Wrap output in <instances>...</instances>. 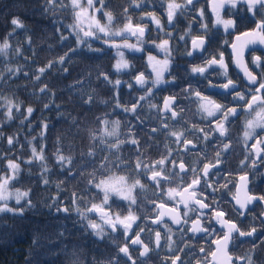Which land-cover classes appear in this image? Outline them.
<instances>
[{
  "label": "flooded vegetation",
  "instance_id": "flooded-vegetation-1",
  "mask_svg": "<svg viewBox=\"0 0 264 264\" xmlns=\"http://www.w3.org/2000/svg\"><path fill=\"white\" fill-rule=\"evenodd\" d=\"M209 1L193 0L192 4L178 9L171 22L167 18L170 0L164 1L161 5L149 3L143 7V11L137 15L135 21H131L132 26L144 28L145 34L140 37L126 31L127 37H123L130 41L126 44L134 45L135 48L115 44L119 38H114L109 40L108 45H101L98 49L110 50L116 64L120 61L122 53L123 59L128 64L127 68L120 70L114 68L113 65L114 75L111 80L114 87L113 103L126 116L128 125L126 141L138 140L140 151L138 154L137 145L126 142V149L129 153L126 152L123 155L126 158L123 163L121 161L117 163L121 170L114 171L93 182L94 193L88 206L82 211L88 219L81 216L91 231L92 229L88 227L90 221L102 227L105 238L113 243L116 252H118V246H123L125 243L122 227L117 224L116 231H112L111 227L104 222L100 212L87 211L92 204L101 205L103 201V193L94 187V183L114 176H124L127 183L131 185L136 179H139L143 188L137 187L132 192L136 203L131 205V212L136 220L132 223L128 236L134 238L135 234L139 233L141 240L148 245L150 250L142 257L139 254L143 250L142 246H130L129 251L137 264H171V261L177 256L180 257L183 264H219V257L214 260L211 255L215 251L213 240L226 232L227 226L217 222L216 211H223L225 215L221 220L235 223L242 231H250L253 227L257 229L253 237H239L238 234H233L235 238L229 243L228 253L232 256L234 264H247L246 260H237L236 258L248 255H251L254 264H264V243H261L264 241V200H253L244 209H240L236 202L237 197L243 200L246 196H264V152L257 154L252 148L255 143L254 139L246 142L244 140V123L247 119L252 118L243 107H239L243 106L244 102L233 101L235 92L229 95L228 90L221 87L227 83V79H231L237 85L236 91L245 92L246 97L250 99L247 90L255 86L248 84L243 68L236 63L237 56L234 50V54H232L230 47L235 36L252 31L255 28V23L252 21L259 20L261 17L259 15L253 17L252 13L247 12L242 5L235 8L226 6L225 9L220 10V16L225 20L230 17L236 22V26L225 30L222 24L216 23V15L211 10ZM175 2L181 5L185 4V0H175ZM97 8L104 15L99 3ZM149 13L160 21L159 27L148 15ZM104 18L108 21L107 17ZM111 26L120 27L114 19L109 27ZM193 40H203L204 44L202 47L194 48ZM164 41L168 42L167 45H164ZM221 54H223L224 63L227 65V77L222 74L218 63L216 65L209 64L212 59L219 61ZM149 57L154 59L150 61ZM255 57H260L262 67H264V45H250L243 50L242 55L244 65L260 80L262 68H257L252 63ZM166 59L168 67L163 72L164 83L153 86V81L156 78L153 67H160L157 62L162 63ZM194 68H204V72H194ZM141 74L145 80L143 86L136 80V77ZM117 80L121 82L119 85L115 84ZM147 89H151V94L146 91ZM196 91L200 92L201 97H207L226 108L238 107V117H230L231 123L225 125L228 129L226 138L219 137L218 132L211 131L217 127L216 118H203L206 114L199 111L200 102L195 95ZM141 97L146 98L141 99ZM169 97H174V102L171 110L164 111V101ZM134 104L137 105L136 112L125 111V109H131ZM172 111L177 113L175 118H172ZM162 122L167 124L168 128H163ZM154 128L157 129L156 132L152 131ZM197 129H203V131H197ZM170 132L185 134L184 139L192 142L188 145L187 151L184 149L183 140L177 144L176 138L168 134ZM259 132L260 129H257V133ZM205 133H208V141L204 140ZM221 141L224 144H229L230 149L222 153L220 163L217 164L216 152L222 148ZM169 150L172 154L168 159L174 160L175 166L166 161L165 174L176 172L179 173L178 177H169V180L161 181L157 186L150 179L151 172L137 175L135 163L138 155L151 167L152 162L167 155ZM181 162L185 166L183 172L179 168ZM206 164L210 166L207 180L211 187L201 191L204 182L202 169ZM211 165L216 166L211 167ZM192 168H196L201 177V186H197V198L209 205L208 208L199 211L186 209L180 202L179 195L174 194L171 199L168 195L169 189L182 192L191 183L194 178ZM156 170L159 171V168ZM241 176H246L247 179L242 181ZM160 204H164L165 207H157ZM129 205V201L113 196L110 197L104 210L115 222L117 214L121 219L128 216ZM174 208L177 212L171 215L178 214L180 224L173 223L171 215L161 218L163 224L152 222L160 212H168ZM189 208H199V206L190 201ZM185 212L188 213L187 217L184 216ZM193 221L202 228L216 229L217 231L209 234L193 233L190 230ZM168 228L171 229V232L167 231ZM156 231L161 233L159 247L155 243ZM94 237L101 239L96 235ZM113 238H115V242H113ZM127 242L130 244V240ZM186 245H190V247ZM254 245L255 249L253 250ZM201 248L204 249L203 252L200 251ZM180 261H177V264H180ZM119 264H126V260L121 258ZM127 264H131V262H127Z\"/></svg>",
  "mask_w": 264,
  "mask_h": 264
},
{
  "label": "trees",
  "instance_id": "trees-1",
  "mask_svg": "<svg viewBox=\"0 0 264 264\" xmlns=\"http://www.w3.org/2000/svg\"><path fill=\"white\" fill-rule=\"evenodd\" d=\"M164 1L135 0L141 4L135 7L130 0H96L118 26L127 17L134 22L147 4ZM70 2L57 0L46 10L45 0H0V43L10 44L6 54L0 53V176L13 174L9 160L18 163L19 182L10 189L30 191L35 205L23 217L0 214V264H108L116 258L113 243L95 238L81 213L94 193L90 181L121 170L117 163L126 160V143L118 152L108 145L126 141L127 119L113 103L114 55L96 49L99 43H78L69 28L74 21ZM13 18L23 27L13 25ZM9 101L19 105V110L13 107L12 119L7 118ZM114 121H120L118 135L104 136ZM101 136L107 143L99 142ZM33 147L38 155L43 149V160L33 157ZM93 149L96 155L87 156ZM58 154L71 157L72 163L65 161L62 168ZM64 207L69 211H57Z\"/></svg>",
  "mask_w": 264,
  "mask_h": 264
},
{
  "label": "snow or ice",
  "instance_id": "snow-or-ice-1",
  "mask_svg": "<svg viewBox=\"0 0 264 264\" xmlns=\"http://www.w3.org/2000/svg\"><path fill=\"white\" fill-rule=\"evenodd\" d=\"M57 0H45L46 10L48 7L55 4ZM131 4L135 7H141V4L135 3V0H130ZM193 3V0H185V4L181 5L179 3H176L175 0H170L168 4V13L167 18L168 21L171 22L173 19V16L175 15L176 11L178 9H181L183 7H186L187 5H190ZM87 5L89 8L93 7V0H87ZM238 5H242L245 7V10L249 13H252L253 17L256 15H259L261 19L259 20H253L252 22L255 23V28L252 31L244 32L242 36L244 39L241 41V36H237L236 39L238 44H233V50L237 56L236 63L243 68L244 75L247 78L248 84L253 85L255 87L250 88L247 90V94L250 95V99L246 97L245 92L236 91L237 85L231 80L227 79V83L223 84L221 87L228 90V94L231 95L232 92H235V95L233 96V101L240 102L243 101L244 105L239 106L243 107L244 110L250 115L252 118L247 119L244 123V140L245 142L254 139L255 143L252 145V148L259 154L260 152H264V67H262V62L260 57H255L252 61V63L257 68H262L261 72V79L258 80L256 75H253L251 71H249L248 67L244 65L242 61V55L243 50L250 45H264V0H212V9L213 12L216 15V23L218 25L222 24L225 28V30H228L229 28H233L236 26V22L232 19H222L220 16V10L225 9L226 6H230L231 8H235ZM71 6L74 10V16L76 20V24L72 25L71 27L79 29V31H84L82 28L79 27L80 21L84 16L87 15V9L84 8L81 5V0H71ZM107 19H108V25H110L113 22V17L110 13H107ZM152 17V20L156 23V25L160 26V21L156 19L154 15L149 13ZM201 15H203V12H201ZM125 16L127 17V10H125ZM93 21V25L95 28V31L90 30L84 31L85 37H91L96 34V32H104L105 35H120L123 31L131 32L133 35H136L139 33L140 36H143L144 34V28L142 27H136L133 28L131 24V17H127L128 23L125 24L124 29L117 31L115 33H110L108 29V25L101 26L98 21L95 20L94 17L91 18ZM11 23L15 25L16 27H23V25L20 23V21L17 18H13ZM79 31H77V40L78 43L83 42L79 36ZM61 39H66V37H61ZM30 43V40H29ZM167 41H164V45H167ZM204 44L203 40H193V46L194 48L202 47ZM115 47H120L119 45H113ZM10 47V44L7 40H5L3 43H0V53L6 54L7 49ZM123 47L128 48H135L134 45L125 44ZM75 51V50H72ZM17 52L19 53V49H17ZM165 52L167 54V50L165 49ZM67 55V53L65 54ZM121 59L117 62L116 68L117 70L127 68L128 64L123 59V54L121 53ZM191 55V53H189ZM153 57H149V60H153ZM65 60V57L59 58V63L63 64ZM53 62H49L47 67H52ZM219 64V68L222 71V74L227 77V65L224 63L223 60V54H221L219 61L216 59H212L209 64L210 65H216ZM157 65H160V67H153V71L156 73V78L153 81V86L160 85L164 83L163 80V72L167 70L168 67V61L167 59L165 61L157 62ZM11 71V70H9ZM194 72L203 73L204 68H194ZM40 74H43L45 72V68L39 69ZM36 80L40 79V76L35 77ZM105 79H107V76H105ZM136 80L139 84L142 86L145 84V80L143 78V74L136 77ZM121 82L119 80L115 81L116 85H119ZM40 91L46 92L47 91V85H44L40 88ZM149 94H151V89L146 90ZM187 91V90H185ZM196 97L198 98L200 102L199 111L204 115V119L208 118H216L217 121V127L214 129H211L212 132H218L219 137H225L227 136L228 129L226 128V124L231 123L230 117L237 118L239 115L238 107H230L226 108L224 105L218 104L215 101L209 100L207 97H201V94L199 91L195 92ZM146 97H141V99H145ZM89 100H91V97H89ZM174 102V97L166 98L164 101V111L171 110L172 104ZM8 109H7V118L12 119V110L13 107L16 108V110H19V105H14L12 101L8 102ZM47 107V105H45ZM137 105H133L131 109H125V111H132L136 112ZM26 112L28 115H31L33 112V108L28 107L26 109ZM172 118H175L177 116V113L175 111H172ZM222 117V119H221ZM25 119H27V116H25ZM105 124H107V121H103ZM120 126V121H114L113 127L111 131H108L105 129L104 136L107 137H114L118 135V128ZM161 126L163 128H168L167 124L161 123ZM44 128H47V125H44ZM257 129H260V132L257 133ZM153 132H156L157 129H152ZM197 131H203V129H197ZM171 136H174L176 138L175 142L177 144H180L183 140L184 149L185 151L188 150V145L192 142L190 140L184 139V133L183 132H170L168 133ZM43 135V133H41ZM104 136H101L99 138L100 143H107L104 139ZM92 139H97L95 135L92 136ZM209 136L208 133L204 134V140L208 141ZM129 142L133 145H137V152L139 154V141L136 139H131L130 141H122L117 139L115 143L109 144L108 149L111 151L112 149H115L117 152L120 151V147L122 144ZM8 144H13V138L8 137ZM222 148L216 152V163H220V157L222 153L227 152L230 149L229 144H224L223 141H221ZM261 146V147H257ZM167 148V145H165ZM195 147V145H193ZM91 148V146H90ZM43 149L40 150V154L38 155L37 149L35 147L32 148V155L34 158H39L41 160L44 159L43 156ZM57 153H59V149H57ZM171 151L167 153V155L163 156L158 161L152 162L151 167L147 163H145L140 156H137V160L135 163V169L137 171V175L146 174L148 172H151L150 179L155 182V184L158 186L160 185L161 181H167L169 180V177H178L179 173L176 172H168L165 174V163L166 161L169 163H172L173 166H175L174 160H169L168 157L171 156ZM87 156H94L96 155L95 150H90L86 153ZM57 161L60 163V166L63 168L64 162L67 161L69 164L72 163L71 157H65L64 155L58 154L56 156ZM107 157L104 158L105 161H107ZM119 159V158H118ZM30 163V161L26 162ZM123 163V161H121ZM243 163V161H242ZM216 165H211V167H215ZM8 167L12 170V175H5L0 176V214H12L13 217H23L25 212L33 208L35 205L32 203V200L30 198V191H20L19 189H16L15 191H10V185H14L15 183H18V176L20 173V166L18 163L13 162L12 160L8 161ZM106 167V164H102L101 168ZM159 168V171L156 169ZM179 168L181 172L185 171V166L181 162L179 165ZM45 171H47V166H44ZM69 174H71V169H67ZM191 171L194 174V178L192 179L191 183L187 185L183 189L182 192H177L176 189H169V198H173L174 194L179 195L181 197V203L184 204V207L188 209L189 211H199L200 209L208 208L209 205L204 203L202 199L197 198V186H201V177L197 172L196 168H192ZM210 166L205 165L202 169L204 182L201 186V191L206 190L207 188L211 187V185L208 183L207 177L209 175ZM93 177L95 173L92 174ZM240 179L242 181H245L247 179L246 176H241ZM44 183L47 184L48 180L45 179ZM90 183H93V181H90ZM59 187V185H58ZM94 187L99 189L103 193V201L101 205L92 204L91 208L87 209L88 212L96 211L100 212L102 214V218L104 219V222L108 224L112 231H116L117 224H119L122 229V235L125 237V243L123 246H118V252L116 254V260L113 261L109 259L108 264H119V261L121 258L126 260L127 262H131V264H137L135 260H133L132 255L129 251V248L131 245H140L142 246V251H140V256H145L149 252V247L147 244H144V242L140 238V234L136 233L134 238H131L128 236V232L130 231L132 227V223L136 220V217L131 212V205L136 203L135 197L132 196V192L135 188L140 187L143 188V185H141L140 180L136 179L131 185L127 183V180L124 176H114L110 177L107 180H101L98 183H94ZM226 187V185H225ZM191 190V191H189ZM215 191V189H213ZM119 197L123 200H127L130 202L129 205V214L128 216L121 219L120 215L117 214L115 218V222L112 220V218L109 216L107 212H105L104 207L108 205V201L110 197ZM14 200L15 204L10 205L9 201ZM253 200H264V196L262 197H253V196H246L245 199L241 200L239 197L236 198L237 204H239L240 209H244L245 206L248 203H251ZM193 202L194 204L198 205L199 208H189V202ZM157 207L164 208V204H160ZM57 211H63L68 212L69 209L67 207L64 208H57ZM77 211L79 209L77 208ZM177 210L171 209L168 212H160L159 215L155 220L152 222L154 224L159 223L163 224V220L161 219L165 215H171L172 213H176ZM83 218L88 219L84 213H81ZM188 213L185 212L184 216L187 217ZM225 215L223 211H216L215 212V218L218 223H221L222 225L227 226V231L223 232L222 235L219 236V238L214 239L213 243L217 245L215 251L211 253L214 260L218 259L219 254V264H234L233 258L228 253V247L230 241H232L234 237V233L238 234L239 237H253L254 233H256L257 229L255 227L251 228L250 231H242L235 223H231L226 220H221V218ZM243 215V213H241ZM172 221L175 224H180L181 221L178 218V214L171 215ZM185 223H187V220H185ZM88 227H90L93 231V234L97 237H100L101 239L105 238L104 229L97 225L94 222H89ZM165 227H167L165 225ZM193 233L196 232H204L205 234H209L210 232L214 233L217 230L216 229H205L202 228L197 222L193 221L192 228L190 229ZM143 231V229H141ZM168 232H171V229H167ZM130 240V244L127 242ZM160 240H161V233L159 231H156L155 233V243L156 246H160ZM113 242H115V238H113ZM261 243H264L262 241ZM190 247V245H186ZM255 249V245L253 246V250ZM201 252L204 251L203 248L200 250ZM122 254V256H121ZM237 260H246L247 264H254V261L252 260L251 255H248L246 257H237ZM177 261H180V257L177 256L175 259L171 261V264H177ZM180 264H183L182 261H180Z\"/></svg>",
  "mask_w": 264,
  "mask_h": 264
},
{
  "label": "rangeland",
  "instance_id": "rangeland-1",
  "mask_svg": "<svg viewBox=\"0 0 264 264\" xmlns=\"http://www.w3.org/2000/svg\"><path fill=\"white\" fill-rule=\"evenodd\" d=\"M81 5L84 8L87 9V15L82 18V20L80 21V25H79V27L82 28L84 31L90 30V26H92L91 30L95 31V28H94V25H93V21L91 19L92 17H94L95 20L98 21L101 26L108 25V21L104 18V17H107V15H106L105 12H104V15H103L101 10L99 8H97L98 4H97L96 0H93V7H91V8L88 7L87 0H81ZM226 19H231V18L227 17ZM76 23L77 22H76L75 16H74V21H73L72 25H74ZM127 23L128 22H125L120 27H112V26L109 27V25H108V29H109L110 33H115L117 31H120V30L124 29V26ZM72 25L69 26L70 32L77 38L76 33H77V31H79V29L71 27ZM84 31H79V36H80V38H81V40L83 42L86 41L87 43L93 42V43H99L100 45H105V44L108 45L109 44L108 43L109 40L110 39H114V38H119V41L115 42V44L118 43L120 45H125L127 42H130L129 39L123 38V37H127L126 34H125L126 31L121 32L120 35H105L104 32H96V34L91 36V37H85L84 36ZM91 48H92V46H91ZM96 49H99V48L97 47ZM115 52L116 51H114V53ZM115 67H116V60H115V63H114V68ZM9 190L10 191H15V189H9ZM10 202H15V201L11 200V201H9V203Z\"/></svg>",
  "mask_w": 264,
  "mask_h": 264
},
{
  "label": "water",
  "instance_id": "water-1",
  "mask_svg": "<svg viewBox=\"0 0 264 264\" xmlns=\"http://www.w3.org/2000/svg\"><path fill=\"white\" fill-rule=\"evenodd\" d=\"M209 6H210L211 10H213V9H212V0L209 1ZM136 27H139V26H133L134 29H135ZM145 32H146V30L144 29V34H145ZM144 34H143V35H144ZM136 35L140 36L139 33H137ZM238 36H241V41L244 39V37H243L242 35H238ZM140 37H142V36H140ZM236 37H237V36L234 37V40H233L232 45H233V44H238V43H239V42L237 41ZM232 45H231L230 48H231V50H232V54H234ZM234 56H235V55H234ZM245 188H246V187H245ZM245 188H244V190L246 191ZM92 213H96V211H92ZM216 247H217V245L215 244V249H216ZM218 257H219V254H218Z\"/></svg>",
  "mask_w": 264,
  "mask_h": 264
}]
</instances>
